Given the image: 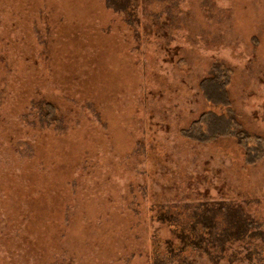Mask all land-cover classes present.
<instances>
[{"label": "rangeland", "instance_id": "1", "mask_svg": "<svg viewBox=\"0 0 264 264\" xmlns=\"http://www.w3.org/2000/svg\"><path fill=\"white\" fill-rule=\"evenodd\" d=\"M133 1L0 0V264H152L220 201L264 264V0Z\"/></svg>", "mask_w": 264, "mask_h": 264}, {"label": "trees", "instance_id": "2", "mask_svg": "<svg viewBox=\"0 0 264 264\" xmlns=\"http://www.w3.org/2000/svg\"><path fill=\"white\" fill-rule=\"evenodd\" d=\"M105 1L114 11H122L131 16L133 13L135 14L133 0ZM218 69L221 70L222 66H218ZM221 74L223 80L220 82L222 89L220 87L219 94L224 95L223 101L227 102L225 89L226 77L228 76L227 70L224 69ZM229 124H235V127L234 125L233 128L229 127L228 133L239 137L241 143L249 137L244 132L235 130L236 126L238 127L237 123L232 121V124ZM220 127L217 125L212 130L219 132ZM192 129L194 130L190 131L194 132H190L191 135L199 137L200 135L198 134L203 133L201 135L203 140L210 138L212 135V132L207 135L203 128L193 127ZM258 152V156L264 154V144L258 148ZM246 154L248 156L247 161L251 162L253 156L257 155V152L256 149H248ZM236 206L222 201L205 203L203 204V208L197 207L187 217L183 216L182 213L178 216L176 214H169V212L165 214L160 211L158 218L169 226H172V233L176 240L166 238L153 244L151 248L152 264H172L173 261H176L175 264H194L198 260L196 259L198 256L207 260V263L203 264H220L224 258L230 263L237 259L241 260L244 253L252 254L255 252V249L253 250L250 246H245L244 242L249 241L254 234L258 233L256 232V228H259V224L249 217L242 206ZM261 237L262 241H264L263 234Z\"/></svg>", "mask_w": 264, "mask_h": 264}]
</instances>
